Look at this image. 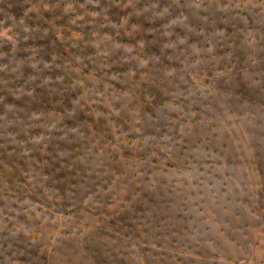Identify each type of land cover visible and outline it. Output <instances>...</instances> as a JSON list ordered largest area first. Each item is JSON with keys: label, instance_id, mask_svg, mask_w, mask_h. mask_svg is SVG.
<instances>
[{"label": "rangeland", "instance_id": "rangeland-1", "mask_svg": "<svg viewBox=\"0 0 264 264\" xmlns=\"http://www.w3.org/2000/svg\"><path fill=\"white\" fill-rule=\"evenodd\" d=\"M9 48L0 264H264V0H0ZM41 69L73 87L44 130L14 115Z\"/></svg>", "mask_w": 264, "mask_h": 264}, {"label": "trees", "instance_id": "trees-1", "mask_svg": "<svg viewBox=\"0 0 264 264\" xmlns=\"http://www.w3.org/2000/svg\"><path fill=\"white\" fill-rule=\"evenodd\" d=\"M39 10V15L41 17H43L46 20H50V18L52 16H48L46 15V13L42 10V9H38ZM6 39H1L2 42H4ZM126 44L128 45L127 41L125 40L124 42H122V44ZM29 46V44H27V47ZM30 49H28L29 51ZM14 51V50H13ZM12 51L11 48L6 49V54L7 57L3 58L1 55L0 58V68H2L4 66V61L6 60V58H8V60H13V64L11 66V68H7L4 71L2 70L1 72V82L4 83L7 81V73H12V69H16L17 66L21 63H23L26 59L25 57H23L22 55H19L18 53H14ZM56 51H39V55H42L43 57L41 58V60L43 62H45L46 60L50 59V57L55 54ZM79 52L76 49L70 50L69 54H71L70 56L72 58H75V56L78 54ZM68 57V54H66ZM31 62V61H30ZM33 63L36 62H40V58L35 57L32 60ZM31 62V63H32ZM43 62H40L41 64ZM108 60L106 57H104L102 60L99 61V66H104L101 70H100V74L99 76L102 77L103 79H107L109 78L112 73L110 72L109 69V64H108ZM32 63V64H33ZM96 67V66H95ZM97 68V67H96ZM18 71V70H16ZM119 71H117L115 74H117ZM126 73V71H123L122 74ZM48 74H46V72L41 69L39 71L36 72V74H27V77L29 78H34V81L37 80L36 83L32 84L28 83L26 85V89L27 92H25L22 95H18V99L17 102L14 104V115H16V117L24 122H29L28 124H31L32 126H36L37 128H41L42 130H44L45 128H48V126L51 124L50 120L53 116L55 115H64V111H59L58 114L56 112V109L54 107H51V104H55L57 106H63L64 104L66 105L67 103V99L65 98V95H63V90H69V91H73V87L70 86H66L64 85V87H66L65 89L63 87H61L60 85H56L53 83H49L47 81L48 79ZM36 77V79H35ZM14 81V85L10 87V89H12L15 85V87H20L22 86L23 82V77H20L17 75V77H13L11 78ZM111 85V81L110 84ZM14 87V88H15ZM32 93H30V91H32ZM88 90L85 89L84 92H87ZM62 94V95H61ZM4 97V95L0 94V109L2 110V112L0 111L1 115H4L6 113V108H5V104L7 103L5 101H9L8 99L5 100H1V97ZM21 96V97H20ZM76 99V97H72L73 99ZM4 102V103H3ZM71 108H67V111L70 112ZM22 112V114H20ZM40 114L41 115V119L39 120H35V115ZM55 114V115H53ZM52 122H56V121H52ZM101 123L103 125L106 124L105 120H102ZM9 122L8 120H6V125H8ZM28 132V131H26ZM49 133H47L45 136H48ZM88 135H91L90 132H88ZM129 137H127L126 139H128ZM125 139V140H126ZM18 139H16V141H18ZM142 140H144V137H142ZM20 141L26 142V139H21ZM30 141V140H29ZM19 144V143H17ZM48 145L47 141L43 142L40 144V150L41 151H45L46 150V146ZM41 163V161H39ZM53 162L50 161V165L52 166ZM167 165H172V164H167ZM21 167L20 165H18L17 167H15L14 165L9 166L8 169L5 170H1L0 171V179H8L9 177L13 180L19 179V177H21L22 171H21Z\"/></svg>", "mask_w": 264, "mask_h": 264}]
</instances>
